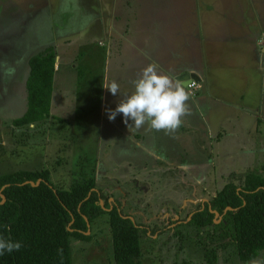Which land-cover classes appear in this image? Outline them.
<instances>
[{
    "label": "rangeland",
    "instance_id": "1",
    "mask_svg": "<svg viewBox=\"0 0 264 264\" xmlns=\"http://www.w3.org/2000/svg\"><path fill=\"white\" fill-rule=\"evenodd\" d=\"M180 1L114 0L107 6V2L104 3L100 9L96 5L101 0H78V5L87 2L89 6L79 9L74 6V0L62 3L61 0H0V63L15 69L11 78L0 70V175L18 169L48 168L57 188H69L76 180L94 178L99 189L108 187L115 197L122 199L126 197L121 194L136 193L126 198L123 212L132 213L137 221L140 220L137 213L142 214V219H152L156 205L158 211L164 205L171 211L175 209L182 222L173 225L177 220L174 217L160 222L166 227L162 232L152 236L150 231L141 232V264H248L249 260L239 257L228 228H197L189 225L191 219L186 218L191 210L198 209L199 203L210 201L228 181L234 179L240 183L250 170L263 171L264 114L248 121L242 113L246 107L233 104L231 108L242 113L241 116L231 112L223 122L227 129L213 128V133L209 122H200L201 117L195 121L186 117L183 125L191 135L188 142L198 149L179 158L171 155L176 147L171 148L169 154H154L135 144L134 131H139L146 132L147 135L143 133L140 137L146 142L170 148L169 142L154 134L155 129H149V125L137 129L130 125L131 120L125 124L122 113L117 114L115 120L108 119V112L115 109L122 98L118 93L113 96L104 86L113 81L119 85L129 84V76L133 77L134 84L135 74L139 76L144 68L138 70L130 66L127 51L125 58H119L115 53L119 49L112 37L146 34L154 37L161 34V30L169 34L173 19L178 21L177 18L183 17V10L177 11L171 2ZM203 2L216 5L218 12H224L221 17L232 19L229 24L242 32L256 23L255 28H262L259 41L264 46V0H183L186 37L196 36L189 34L195 22L192 13L201 11L196 8ZM193 3L195 9H185L186 4ZM218 12L217 20L223 22ZM163 24H167L166 29L162 28ZM52 28L58 32L56 39L52 37ZM63 32L69 34L72 41L57 42L61 60L54 79L50 116L40 123L13 128V120L22 116L28 107L26 82L30 58L26 56L37 41L40 47H45L41 43L57 41ZM191 44L184 45L187 52L191 51L188 46ZM234 59L237 60L232 57V62ZM144 61L143 56L141 65ZM199 61L185 64L197 70L189 72L201 79L193 86H186L190 98L195 100L198 91H204L209 83L208 66L203 59ZM208 92L212 98L218 97L205 89V93ZM225 92L229 96L228 91ZM247 96L249 103L256 102V89H248ZM202 102L198 99L197 104L192 103L193 108L200 109ZM188 106L191 109V104ZM226 108L232 110L229 106ZM216 117L218 115L214 114ZM238 118L245 125L243 130L236 129ZM148 203L153 207L146 209ZM170 214V211L163 214L162 220L168 219ZM108 219L109 215L104 213L91 221L87 233L92 236L90 239H70L72 264H117ZM220 222L221 219L216 224ZM261 255L264 249L258 254Z\"/></svg>",
    "mask_w": 264,
    "mask_h": 264
},
{
    "label": "trees",
    "instance_id": "2",
    "mask_svg": "<svg viewBox=\"0 0 264 264\" xmlns=\"http://www.w3.org/2000/svg\"><path fill=\"white\" fill-rule=\"evenodd\" d=\"M56 59L53 47L29 59L28 107L13 120V128L40 123L50 116ZM39 180V184H32ZM95 188L94 178L57 188L48 168L1 174L0 236L20 241L22 247L0 255V264H72L70 239H90L88 221L104 213L109 215L115 262L141 264V232L150 231L152 236L164 228L159 224L142 228L122 209L109 211L112 204L101 189ZM219 219L220 224H216ZM189 225L228 228L239 257H257L264 249V167L263 171L250 170L240 183L234 179L225 183L210 201L199 206Z\"/></svg>",
    "mask_w": 264,
    "mask_h": 264
},
{
    "label": "crops",
    "instance_id": "3",
    "mask_svg": "<svg viewBox=\"0 0 264 264\" xmlns=\"http://www.w3.org/2000/svg\"><path fill=\"white\" fill-rule=\"evenodd\" d=\"M63 1L64 0H61V3ZM77 2L78 0H74V6L79 9H82L83 6L87 8L89 7L87 2H81L79 5ZM106 2L107 4L105 5L104 3ZM110 3H114V0H101L96 7L99 6L101 9L102 5L107 6ZM171 4L177 11L183 10V17L177 18L179 22L173 19L174 25L169 27V30L172 29V31L169 32L170 35L167 30H161V34L154 37H150L151 35L149 34L143 36L122 35L112 37V40L116 42V47L119 49L115 51L116 55L119 58L120 56L125 58L124 53L127 51V54H129L128 58L130 66L134 68L137 67L138 70H141V68H145L148 64L155 62L160 66L161 71L173 74L177 79V76L181 75L180 73L185 68H188L187 65H189V63L200 62L199 60L203 59V62L208 66V70L210 71H208L209 83L204 86V91L203 89L198 91V95L195 97L196 100L189 98L187 101L188 105L191 104V109L188 106L189 112L182 117L181 126L174 132L170 133L155 130L154 134L159 135L161 138L169 142V149L159 147L156 143H148L144 139H141L140 137L143 133L147 135L146 132L134 131L135 139L133 140L137 146L154 154H169L168 151H170L171 148L176 147L177 149L173 150L171 155H175L179 158V156H183V154L188 153V151L190 152L198 149L197 145L189 144L188 142V138H190L191 135L188 133L189 129H185L183 125L186 117L189 121H195L201 117L200 122L202 120L209 122V129L213 133V128L216 130L218 129L217 131L220 129H227L223 122L227 120V115L231 114V112L235 115L240 114V116L243 113L244 117L246 116L248 121L257 120L262 114H264V108L262 107V99L264 98V46H261L259 41V34L262 32V28H255V25L258 26L256 23L253 22V24H250L252 27L248 26L247 31L242 32L239 28H235L232 23L229 24V21L232 19L221 17L224 12H218L217 6H212L211 2H203L201 5L199 4L200 6L197 8L194 6V3L193 5L186 4L187 7L185 9L196 8L201 10L198 11L197 14L194 10L192 13V21L195 19V22H193V29L189 34L195 33L196 36L194 38L186 37L183 0L180 2H171ZM217 12L223 22H218ZM188 22L192 23L190 21ZM166 25L167 24H163L162 28L166 29ZM57 35L58 32L56 28H52V37L56 39V37L59 36ZM68 35L69 34H66V32H63L62 36H60L57 41L53 39L54 41L51 40V42L41 43L42 45H45V47H40V43L37 41L26 58L29 59L46 48L53 47L57 52V72L60 70L61 60V53L57 50V42L71 43L72 38ZM103 35L105 34L103 33ZM169 36L171 37L169 38ZM69 40L71 41L69 42ZM191 42L192 44L188 45L191 51L187 52L184 45ZM203 44L204 48L202 49ZM132 54L135 56L133 59L131 56ZM143 56L145 58V64L141 65L142 63H140V59ZM232 57L237 58V60L234 59L235 62H232ZM210 61H213L214 65H210ZM189 70L192 69L188 68L187 72H189ZM141 72L139 73V76L141 75ZM139 76L137 73L135 74L136 79ZM132 82L133 77L129 76V84L124 82L119 85L118 96L120 99L130 95L134 91V84H132ZM205 89L210 90L211 93L214 92V94H217L218 97L213 96L212 98L209 92L205 93ZM248 89H256V102H248ZM225 90L228 91L229 96H226ZM230 92H232L233 95ZM198 99L203 100L201 108L198 109V107L195 108V106L193 108L192 103H194V105L197 104L196 102ZM52 103L54 104L53 97ZM219 104L222 107H220ZM233 104H242L246 107V109H244L242 113H239L238 110H233L231 108ZM252 105H254V107H252ZM226 106H229L232 110H228ZM214 114L218 115V118H214ZM240 121H242V119L238 118L239 123L237 124L236 129L243 130L245 125L241 124ZM210 122H214L215 125H211ZM149 129L153 128L150 127ZM175 156L173 157L175 158ZM183 160L184 159H181V161Z\"/></svg>",
    "mask_w": 264,
    "mask_h": 264
},
{
    "label": "clouds",
    "instance_id": "4",
    "mask_svg": "<svg viewBox=\"0 0 264 264\" xmlns=\"http://www.w3.org/2000/svg\"><path fill=\"white\" fill-rule=\"evenodd\" d=\"M0 70L9 78L15 75L12 66L0 63ZM113 96L119 93L116 81L104 86ZM190 91L173 74L160 70L153 62L142 69L141 75L134 81V91L122 98L116 108L108 112V119L115 120L117 114H123L124 123L137 129L149 125L157 131L174 132L182 124V117L188 114L187 101ZM22 247L20 241L0 236V255L12 253ZM248 264H264V255L254 257Z\"/></svg>",
    "mask_w": 264,
    "mask_h": 264
},
{
    "label": "flooded vegetation",
    "instance_id": "5",
    "mask_svg": "<svg viewBox=\"0 0 264 264\" xmlns=\"http://www.w3.org/2000/svg\"><path fill=\"white\" fill-rule=\"evenodd\" d=\"M97 183V182H96ZM95 189H99L98 187L97 188H95ZM100 189H101V187H100ZM103 192H104V194L107 196V199H108V201L112 204L110 207H108V210L110 211L111 209H113L114 207H117L118 209H122L123 211L125 210V208H126V204H127V199L126 198H128L129 196H133V195H135L136 193H134V194H131V195H123V194H121V196H124V197H126V198H120L119 196H117L116 195V197L115 196H113V193L111 192V191H109L108 190V187H105L104 189H101ZM113 197V198H112ZM123 199H125V200H123ZM139 201V202H138ZM102 202V201H101ZM137 202L138 203H140L141 202V200H139V198H137ZM102 204V206L104 207V205H103V203H101ZM200 204V206L201 205H203L204 206V204H205V202H201V203H199ZM198 204V205H199ZM149 206L152 208L153 207V205L152 204H149L148 203V205H147V207H146V209H149ZM190 206H191V204H190ZM105 208V207H104ZM155 208H157V205H156V207ZM155 208H154V211H153V218L152 219H150V218H148L149 220H145V219H142V214L140 215V214H138L137 213V215H138V219H140L139 221H141V222H139V221H137V219L135 218V216L132 214V213H130V212H128V213H125L128 217H130L131 218V220H133L134 222H136V223H138L139 224V226L140 227H142V228H151L152 226H155V225H157V224H159V225H162L160 222H162V221H165V222H167L169 219H174V217H176V219L177 220H175V222L173 223V225H176V223H180V222H182L181 220H179V217L181 216L175 209H173V211H171L170 210V208L169 207H166L165 205L164 206H162V208L161 209H159V211H158V209L157 210H155ZM164 209H166L167 210V212H165V213H168L169 211L171 212V214H170V217L167 219V218H164V220H162L163 218L161 217L163 214H165L164 213ZM194 209H196V208H194ZM191 210V212H189L188 213V215H187V218L186 219H192L191 217L193 216V214L195 213V212H197L198 211V209H199V207H198V209H196V210ZM186 210V209H185ZM133 211H136L137 212V209H134ZM185 219V220H186ZM143 220H145V222H143ZM217 221V220H216ZM166 227H164V229H165Z\"/></svg>",
    "mask_w": 264,
    "mask_h": 264
},
{
    "label": "water",
    "instance_id": "6",
    "mask_svg": "<svg viewBox=\"0 0 264 264\" xmlns=\"http://www.w3.org/2000/svg\"><path fill=\"white\" fill-rule=\"evenodd\" d=\"M177 79L182 81L185 86H187L188 84H190L192 81H200V78L198 76H196L195 74H192L191 72H185L179 76H177ZM40 180L37 183L32 182V184H39ZM3 198L5 199V197L3 196ZM229 209H232V207H228ZM216 215L218 216V213H216ZM87 219V218H86ZM88 221V219H87ZM88 225H90L89 221H88ZM86 233H89L88 231Z\"/></svg>",
    "mask_w": 264,
    "mask_h": 264
},
{
    "label": "built area",
    "instance_id": "7",
    "mask_svg": "<svg viewBox=\"0 0 264 264\" xmlns=\"http://www.w3.org/2000/svg\"><path fill=\"white\" fill-rule=\"evenodd\" d=\"M194 82V83H193ZM196 81H192L190 84H188L189 86H193L195 84Z\"/></svg>",
    "mask_w": 264,
    "mask_h": 264
}]
</instances>
